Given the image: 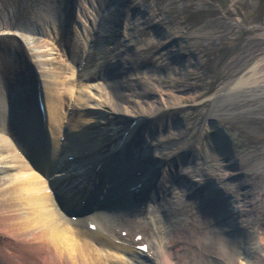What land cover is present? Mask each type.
Returning <instances> with one entry per match:
<instances>
[{
	"label": "bare ground",
	"instance_id": "1",
	"mask_svg": "<svg viewBox=\"0 0 264 264\" xmlns=\"http://www.w3.org/2000/svg\"><path fill=\"white\" fill-rule=\"evenodd\" d=\"M65 1L59 7L47 2L49 9L38 11L39 20L25 25L36 35L24 38L33 42L49 34H71L66 59L76 79L60 75L51 66L56 60L51 50L41 45L35 52L42 77L7 74L0 81V207L7 211L1 213V226L20 231L17 240L24 252L30 255L33 247L45 251L42 258L49 264H204L208 256L212 264H220L219 256L232 263L250 261L264 231L258 213L264 192L244 175V155L228 129L212 120L211 110L203 123L208 136L201 132L194 140L186 138L188 121L164 116V110L179 106L180 98L177 104L163 98L161 83L169 91L180 79L183 92L192 89L190 78L196 73V63L182 57L176 32L157 26L146 7L132 9L137 28L156 33L172 71L179 70L174 78L163 70L137 67L140 46L132 43L131 38L137 39L132 27L121 25L129 37L109 39L115 23L102 19L123 15L128 0H70L75 7ZM78 20L83 21L78 31L82 39L91 38L90 44L80 35L74 39ZM96 21L104 22L102 37L96 34ZM149 42L144 49L155 44ZM263 65H253L247 76L219 89L217 98L235 99L238 89L262 78L264 86ZM142 76L145 83L138 81ZM185 95L198 101L202 92ZM176 141L183 145L173 147ZM211 158L215 163L208 162ZM186 205L197 211L195 222L206 226L194 240L189 222L173 218V211ZM147 224L154 230L150 240L144 233ZM186 236L201 244V258L193 261L179 247H166ZM11 243L0 250V259L16 252Z\"/></svg>",
	"mask_w": 264,
	"mask_h": 264
},
{
	"label": "rangeland",
	"instance_id": "2",
	"mask_svg": "<svg viewBox=\"0 0 264 264\" xmlns=\"http://www.w3.org/2000/svg\"><path fill=\"white\" fill-rule=\"evenodd\" d=\"M63 1L65 0H0V81L3 78L5 79L7 74H10V76L14 74L15 76L18 73H27L32 77H42L36 71L38 63H36L35 52L41 45H46L51 50L52 56L56 59L51 66L55 67L56 71H60V75L64 74L71 81L76 79L70 75L71 71L69 67L71 66L67 65L69 64V60L66 59L68 53L65 47L71 41L70 39L73 38L71 34L66 35L64 33L61 36L49 34V36H41L37 39L33 38V42H28L24 38L25 35H36L34 32L26 30L25 25L32 22L34 24L35 21L39 20L37 13L42 7L48 8L46 5L49 2L59 7L60 2ZM70 2V0L65 1L68 4ZM70 4L75 7L74 2ZM135 7H146L145 12L152 13L153 18L150 16V19L154 20L157 26H161V28L168 27V29L175 31V36L179 37L180 44L183 45L182 52L184 55L182 54V57L188 56L192 63H196L195 67L193 66L196 73L190 78V83L193 86L192 89H186L183 91L184 93L181 92L180 88L183 89V87L179 78H177L179 82L176 83L173 90L168 91L167 89H163V85L166 83H161L159 89L163 90L164 94H162V97L170 101L173 99L175 102V99L180 98V100H177L180 103L178 105L183 106H175L176 108L173 107L169 111L168 109L164 110V116L167 114L169 115L167 116L168 118H184L188 121L190 129L186 134V138L194 140L201 132H204L206 137L208 136L203 123L206 120L207 113L211 110L214 114L212 120L228 129L229 136H232L237 150L244 155L243 168L246 170L244 175L248 179H253V182H251L253 187L256 185L259 187V191L264 192V86L260 81L263 78L258 80V83L252 87L246 86L242 92L238 89L239 91L235 93V99H230L231 95L228 98L224 96L223 98H217L216 94L225 85L230 83L232 85V82L240 76H247L248 70L253 65H263L264 0H128L123 15L115 13L116 15L113 14L112 17H109L110 15L108 14L104 16L103 21L112 19V23H115L111 36H108L110 40L112 38L121 37L123 39L124 37H129L128 30H121V25L133 28V33L136 34L137 39L131 38L133 40L132 43L136 44V47L140 46L137 53L139 58V62L137 61L138 68L144 69L145 66L154 70L156 68V71L163 70L175 78L178 75L174 72H178L179 70L176 71L175 69L172 71V60L167 58L169 54L165 53L166 51H163L160 47V41L157 39L156 33L150 28L138 29L137 25L134 24L132 9ZM71 14L72 18L75 19L76 17H73L74 14L72 12ZM89 20L90 25L92 23L95 26L94 17L90 16ZM89 20L86 22L88 25ZM1 21L4 22L1 24ZM103 21H96V34L99 37L103 36ZM81 22L83 21H76V24L80 25L75 27L76 37L74 39H77L78 35H80V39L86 42L87 36L85 35L86 37L82 39L81 32L78 31V29L81 31V28H77L82 27L83 24ZM51 24L50 29L55 31L54 26L56 24ZM116 27L119 30L114 32ZM151 40L155 41V44L148 49H144ZM41 41H44V43ZM87 41L90 44L91 38L89 36ZM71 42H73V39ZM94 44L99 43L96 41ZM39 62L42 61L40 60ZM144 77H140L138 81L145 83ZM260 83L262 84L260 85ZM67 84L69 85L70 82H67ZM164 86H167V84ZM189 92H194V94L202 92V95L197 98L198 101H192L190 97L188 98L185 95ZM212 95H214V98H209ZM69 97V94L67 95L66 93V103L70 102ZM200 100L205 101L201 106L198 104L194 108L191 106ZM177 145L183 144L176 141L173 147ZM204 148L205 144H201L199 147L200 154H203ZM215 161V159L214 161H210L209 159L208 162L215 163ZM250 165H254V168L248 170ZM214 175H217V173H214ZM6 188L7 186L3 189ZM257 205L260 204L258 203ZM3 207H0V218L1 213H7ZM173 212H175L173 213V215L175 214L173 218H177L178 222L180 220L182 222L183 220H187L189 222L188 225L196 231L192 236L193 240L199 238V233L201 234L206 231V226L201 227L193 219V216L197 213L196 210H191L186 205L185 208L182 206ZM258 213L264 217V207L260 208ZM189 217H192V219ZM261 219L259 220L262 221L263 219ZM1 224L0 234L3 231L5 232L0 236V250L2 251L7 246L6 242L11 241L12 252L16 251L15 255L9 253L10 255L3 256L5 258L0 259L1 264H19L22 260H29L30 264H49V262L45 263L42 258L45 251L35 252L33 247L28 250L30 254L28 255L24 252L25 248L18 245L17 239L22 233H19L20 231H7ZM118 231L120 230L118 229ZM153 231L151 224H147L144 233L148 240L153 237ZM13 232L16 234L14 235ZM260 232V238H257L258 242L256 248L253 249L255 251L250 261L238 259L232 263L226 256H219L217 263L264 264V234H262L264 231ZM25 234L23 233V235ZM188 236L178 238L177 243L174 242V245L173 243H166V247H179L180 254L185 253L186 258H191L194 261L202 257V247L197 241L190 242ZM206 260L204 264H212L211 256H208ZM103 261H105L104 258ZM199 261L202 262V259ZM94 263L96 264V262ZM103 264L119 263L109 260Z\"/></svg>",
	"mask_w": 264,
	"mask_h": 264
}]
</instances>
